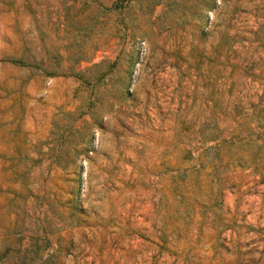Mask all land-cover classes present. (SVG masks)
I'll return each instance as SVG.
<instances>
[{"label": "rangeland", "instance_id": "374dc122", "mask_svg": "<svg viewBox=\"0 0 264 264\" xmlns=\"http://www.w3.org/2000/svg\"><path fill=\"white\" fill-rule=\"evenodd\" d=\"M0 264H264V0H0Z\"/></svg>", "mask_w": 264, "mask_h": 264}]
</instances>
